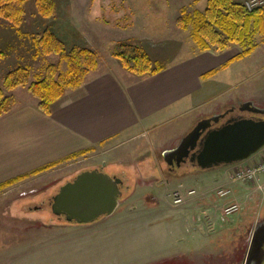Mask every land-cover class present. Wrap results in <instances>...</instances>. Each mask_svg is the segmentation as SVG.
I'll return each instance as SVG.
<instances>
[{
  "label": "rangeland",
  "instance_id": "1",
  "mask_svg": "<svg viewBox=\"0 0 264 264\" xmlns=\"http://www.w3.org/2000/svg\"><path fill=\"white\" fill-rule=\"evenodd\" d=\"M54 1L57 14L51 19L41 18L34 3H27L19 29L22 36L0 19V87L6 74L18 67L27 68L30 82H34L46 66L57 63L56 55L35 57L31 41L48 26L65 38L68 47L94 49L100 58L108 56L116 43L130 38L146 44L174 39L182 43L179 39L184 38L183 61L192 52L195 55L200 52L195 45L194 49L188 47L191 40L185 33H174L177 30L174 22L181 9L188 13L204 11L207 0ZM252 41L255 50L238 64L236 85L228 92L229 96H264V26L262 31H255ZM241 51L238 45L231 44L218 56L229 57ZM12 94L20 102L30 96L26 87H19ZM262 105L257 107L264 108ZM182 122L172 119L162 123L160 130L172 129L170 135L174 141L181 135ZM119 152L116 155L120 157L112 156L109 160L100 149L93 150L1 191L0 264H229L233 259L241 262L243 250L235 256L231 243L242 238L250 219L257 216L264 220V201L258 212L234 214L238 218L245 216V224L234 225L232 230L220 235L215 228L208 232L200 215L187 213L192 203L174 205L169 196L172 189L163 184L172 183L192 167L182 166L176 172L178 175L173 176L162 160L161 164L151 160L152 164L145 166L150 176L138 179L144 175H140L143 168L140 163L107 165L109 161L131 162L135 153L130 150L127 157ZM261 154L264 148L255 155ZM100 165L105 174L123 181L121 207L112 216L89 225L68 224L53 216L49 201L60 187L79 173ZM178 189L183 193L188 190L182 186ZM228 218L221 221L222 227L230 223ZM228 253L235 258L224 259L223 255Z\"/></svg>",
  "mask_w": 264,
  "mask_h": 264
},
{
  "label": "crops",
  "instance_id": "2",
  "mask_svg": "<svg viewBox=\"0 0 264 264\" xmlns=\"http://www.w3.org/2000/svg\"><path fill=\"white\" fill-rule=\"evenodd\" d=\"M234 1L243 3L247 0ZM176 29L174 33L180 31L187 35V39L190 38L191 44L187 45L194 49L190 30ZM127 40L139 44L163 70L151 77L137 78L126 72L111 53L103 58L98 55L97 70L89 74L78 90L67 91L54 103L49 115L38 111L37 101L28 92L30 96L21 102L10 93L15 98V104L9 113L0 118V184L60 162L73 154L98 149L109 160L112 156L120 157L116 155L117 151L127 157L130 150L135 151L136 156L132 155L131 162L109 161L107 165L121 167L122 164L133 166L140 163L143 166L140 175H144L136 178L141 179L149 175L145 166L152 164L151 160L161 164L162 152L175 148L198 120L220 114L238 103L252 102L255 106H263V95L229 96L228 92L236 85L237 66L246 58L231 63L226 69L222 68L239 53L222 58L218 54L226 49L200 51L197 55L191 51V55L183 61L181 48L186 45L184 38L179 39L182 43L175 39L148 44L135 38ZM211 71L216 73L205 77ZM172 119L183 121L179 127L181 135L174 141L172 129L160 130L162 123ZM158 151L159 157H156ZM263 155L252 156L239 165L253 167ZM235 168L204 172L186 170L188 172L169 184L172 191L182 186L195 192L190 196L184 195V204L192 203L190 207L187 205V213L192 211L193 216L200 215L203 228L208 232L215 228L220 235L225 230H232L234 225L245 224V216L238 218L232 214L227 216L230 221L227 227H222L221 221L227 218L223 210L228 205L237 204L240 212L248 213L262 208L264 191H259L256 184L233 182ZM260 184H264V177H261ZM220 191H227L228 194L219 197ZM262 221L255 216L245 224V234L232 243L235 256L243 250L253 229Z\"/></svg>",
  "mask_w": 264,
  "mask_h": 264
},
{
  "label": "trees",
  "instance_id": "3",
  "mask_svg": "<svg viewBox=\"0 0 264 264\" xmlns=\"http://www.w3.org/2000/svg\"><path fill=\"white\" fill-rule=\"evenodd\" d=\"M29 2L34 3L41 18L51 19L57 14L54 0H0V19L9 24L18 36H22L19 29ZM175 26L181 31L190 30L191 39L201 52L224 51L231 44L238 45L242 51L223 66L222 69H226L231 63L241 61L254 52L252 37L255 31L263 30L264 7L247 11L243 3L234 0H207L206 8L202 12L188 13L181 9ZM31 41L35 57L56 55L58 61L54 65L46 66L42 76L34 82H30V72L27 68L18 67L7 73L0 87V118L11 111L15 98L10 93L19 87H26L27 92L37 101L38 111L49 115L54 103L67 91L78 90L84 85L89 74L97 69L99 58L95 51L76 45L68 47L65 38L60 37L51 26L34 35ZM111 56L119 61L126 72L137 78L151 77L163 70V67L153 62L144 49L133 40L116 43ZM215 73L211 71L205 77H212ZM90 151L73 154L60 162L45 165L27 175L0 184V192L47 172L63 161L76 159Z\"/></svg>",
  "mask_w": 264,
  "mask_h": 264
},
{
  "label": "water",
  "instance_id": "4",
  "mask_svg": "<svg viewBox=\"0 0 264 264\" xmlns=\"http://www.w3.org/2000/svg\"><path fill=\"white\" fill-rule=\"evenodd\" d=\"M263 117L264 108L244 102L200 119L175 148L162 152V161L170 169L189 165L201 172L241 164L264 148ZM102 166L83 171L60 187L49 201L53 216L68 224L89 225L115 213L123 181L105 174ZM263 243L264 221L249 237L247 261L259 259Z\"/></svg>",
  "mask_w": 264,
  "mask_h": 264
},
{
  "label": "built area",
  "instance_id": "5",
  "mask_svg": "<svg viewBox=\"0 0 264 264\" xmlns=\"http://www.w3.org/2000/svg\"><path fill=\"white\" fill-rule=\"evenodd\" d=\"M244 6L247 11H252L256 8L264 7V0H247L244 2ZM236 168L232 174L233 182L241 183H252L257 185L259 191H264V184H260L261 177H264V155L260 161L253 167H241L240 165L235 166ZM164 185H168L163 183ZM194 191L182 192L181 189L171 191L169 195L172 197V203L174 205H181L184 203V195H193ZM228 194L227 191L218 192L219 197H224ZM240 211V207L237 204L228 205L223 210L225 217L235 214Z\"/></svg>",
  "mask_w": 264,
  "mask_h": 264
},
{
  "label": "flooded vegetation",
  "instance_id": "6",
  "mask_svg": "<svg viewBox=\"0 0 264 264\" xmlns=\"http://www.w3.org/2000/svg\"><path fill=\"white\" fill-rule=\"evenodd\" d=\"M241 103H238L237 104V106L236 107H238L239 105H240ZM236 115H244V116H246V117H250L248 114H239V113H237L236 112ZM258 117V116H257ZM256 117V118H257ZM264 118V117H263ZM167 169H168V172H169V174H171V175H178L176 172H177V170L178 169H175V168H168L167 167ZM264 221V220H263ZM261 223V222H260ZM259 224V223H258ZM232 244V243H231ZM232 247H234V245L232 244ZM235 248V247H234ZM247 249H248V241H246V243L244 244V248H243V253H242V258H241V262L240 263H238V262H234V259H233V261L231 262V263H229V264H264V243H263V246H262V253H261V255L259 256V259L258 260H254V261H251V260H249V261H247L246 260V255H247ZM234 254V253H233ZM230 255H232V253H229V254H224L223 255V257H224V259H232V258H235V257H233V256H230ZM234 262V263H233Z\"/></svg>",
  "mask_w": 264,
  "mask_h": 264
}]
</instances>
